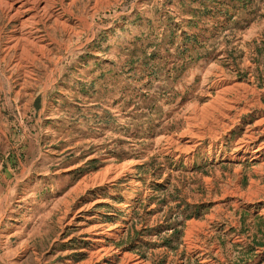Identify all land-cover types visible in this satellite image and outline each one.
<instances>
[{"label": "rangeland", "instance_id": "rangeland-1", "mask_svg": "<svg viewBox=\"0 0 264 264\" xmlns=\"http://www.w3.org/2000/svg\"><path fill=\"white\" fill-rule=\"evenodd\" d=\"M160 198L212 204L165 264L264 240V0H0V264H162Z\"/></svg>", "mask_w": 264, "mask_h": 264}, {"label": "trees", "instance_id": "trees-1", "mask_svg": "<svg viewBox=\"0 0 264 264\" xmlns=\"http://www.w3.org/2000/svg\"><path fill=\"white\" fill-rule=\"evenodd\" d=\"M232 8H236V6H232ZM228 15V12L225 13ZM232 18V16H230ZM195 37V36H192ZM196 38V37H195ZM194 39V38H190ZM196 41V40H195ZM197 43H195L196 46ZM157 44H147L146 47H156ZM184 52H189V48L186 47ZM190 54H192L190 52ZM200 56L194 58L191 55L189 58L191 61L194 59L197 60ZM183 65V64H182ZM166 160H169V157H166ZM150 164V163H149ZM170 165H173V162L170 161ZM199 168V167H197ZM179 195L176 194L173 197V200L179 199ZM153 200V196L150 197ZM139 200L136 201L138 203ZM160 206L158 205L156 208H151V202H146L144 199L141 202L142 212L140 216L143 218V226L140 230H138V234L135 236H131V233H127V235L121 240L123 243H127L126 247H130V250L136 251L142 258L145 260L155 257L159 258V262L165 264L167 257L170 253H177L180 249V246L183 242L184 238V223L188 220L196 218H203L211 207V203L201 202V203H189L186 199H182L176 203L175 206H169V210L164 217V220L157 222L155 225L150 224L149 217L153 214H157L160 212H164V205L167 203L166 198L159 199ZM139 214V212H135ZM134 213V214H135ZM244 212H241V227L237 229L233 226L230 227L229 230L225 231L223 228L221 231H225L221 235V244L225 249V254L227 257V261L222 264H245L252 260L257 247L264 246V240L260 235V229L258 230V235H254L251 240L247 241L245 244L237 243L233 244L230 242L231 247L227 245V237L233 233L242 234L247 232L249 238L251 235L250 232V224H247L244 218ZM164 214V213H163ZM255 220L264 222V218L260 216H256ZM132 222H129V224ZM154 237L158 238L157 241H154ZM142 238V239H141ZM186 256V262L184 264H202L199 259L192 255H183V258Z\"/></svg>", "mask_w": 264, "mask_h": 264}, {"label": "bare ground", "instance_id": "bare-ground-1", "mask_svg": "<svg viewBox=\"0 0 264 264\" xmlns=\"http://www.w3.org/2000/svg\"><path fill=\"white\" fill-rule=\"evenodd\" d=\"M32 22V21H31ZM218 101L216 100V101H214V102H212L211 104H210V106H208L209 108L210 107H213V108H216V107H214L215 106V104L214 103H217ZM214 112V111H213ZM212 118V117H211ZM257 149V148H256ZM111 169V168H110ZM109 169V170H110ZM124 169V166H121V167H117L116 168V173H121V171ZM114 170V169H113ZM108 173V172H107ZM106 174V173H105Z\"/></svg>", "mask_w": 264, "mask_h": 264}, {"label": "crops", "instance_id": "crops-1", "mask_svg": "<svg viewBox=\"0 0 264 264\" xmlns=\"http://www.w3.org/2000/svg\"><path fill=\"white\" fill-rule=\"evenodd\" d=\"M239 144L241 143V141L240 142H238Z\"/></svg>", "mask_w": 264, "mask_h": 264}]
</instances>
